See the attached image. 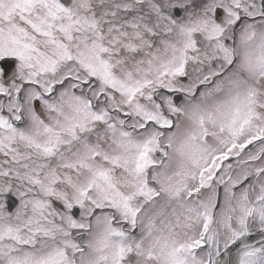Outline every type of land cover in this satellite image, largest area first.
<instances>
[{"label": "snow or ice", "instance_id": "6c2138e0", "mask_svg": "<svg viewBox=\"0 0 264 264\" xmlns=\"http://www.w3.org/2000/svg\"><path fill=\"white\" fill-rule=\"evenodd\" d=\"M0 264H264V0H0Z\"/></svg>", "mask_w": 264, "mask_h": 264}]
</instances>
